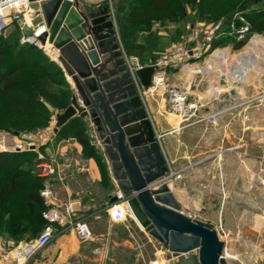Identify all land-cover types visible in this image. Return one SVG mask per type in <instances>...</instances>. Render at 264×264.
<instances>
[{
    "label": "crops",
    "instance_id": "crops-1",
    "mask_svg": "<svg viewBox=\"0 0 264 264\" xmlns=\"http://www.w3.org/2000/svg\"><path fill=\"white\" fill-rule=\"evenodd\" d=\"M30 6L31 11L25 14L24 19L35 29L43 22L34 14L37 3L31 2ZM213 71L209 73L210 77L217 75ZM193 72L194 67L186 70L185 75L189 80ZM178 74L174 69H167L163 75L165 87L154 88L155 92L150 91L144 102L164 159L161 166L167 169L164 181L180 205V211L186 216L213 224L225 236L221 240L226 248L233 249L239 240L245 246L250 236L242 231L246 226L243 211L251 213L252 205L264 203L261 172L264 118L257 119L251 115L245 89H236V96L234 94L230 99H225L221 97L226 93L224 90L218 96L207 93L219 87L215 79L214 82L210 78L213 83L208 82L207 89L199 91L187 85L183 75ZM177 76L183 82L172 83L171 80ZM66 78L70 82L69 77ZM174 84L187 91L190 101L200 103V107L192 110L190 115L182 117L170 110L166 87ZM211 113H216L214 122L208 117ZM88 131L103 157L111 189L107 188L97 160L84 156L82 146L76 140L57 142L55 133H43L41 142L34 149L41 159L40 163L45 165L39 167V171L46 176L44 185L54 194L53 206L73 202L74 211L65 215L66 225L55 235L62 245L60 258L78 249V245L73 243L77 236L75 222H85L90 227V235L94 233L91 227L94 220L102 216L110 204V198L119 191L102 144L97 140L91 124H88ZM171 172H175V175L168 176ZM176 174H180V177ZM253 215L249 216L247 222L249 228L262 223L260 218L256 219V214Z\"/></svg>",
    "mask_w": 264,
    "mask_h": 264
},
{
    "label": "water",
    "instance_id": "water-1",
    "mask_svg": "<svg viewBox=\"0 0 264 264\" xmlns=\"http://www.w3.org/2000/svg\"><path fill=\"white\" fill-rule=\"evenodd\" d=\"M29 1L37 3L34 14L43 22L39 43L58 51L57 63L74 87L70 104L55 113L54 130L74 116L94 127L130 215L167 249V264H228L215 226L180 211L162 181L167 169L161 166L157 135L125 63L109 4ZM19 24L24 35H32L33 25L24 18ZM154 71L153 65L135 70L142 87L150 86ZM220 84H225L223 78ZM234 94L230 89L221 97L230 99ZM116 200L114 193L109 202Z\"/></svg>",
    "mask_w": 264,
    "mask_h": 264
},
{
    "label": "rangeland",
    "instance_id": "rangeland-1",
    "mask_svg": "<svg viewBox=\"0 0 264 264\" xmlns=\"http://www.w3.org/2000/svg\"><path fill=\"white\" fill-rule=\"evenodd\" d=\"M83 1L93 6L95 5L99 6V4L105 3L98 0H83ZM115 1L116 0H111L112 8H110V12L114 21L115 30L120 47L123 50V52L127 54V56L129 57L135 56L140 61V56L142 54L136 51L127 52L121 43L119 31H118V24L114 11ZM197 1L198 0H195V3H197ZM195 3L193 4L192 7L190 3H188V5L186 6L189 16L182 23L167 22L165 24H162L159 20L152 22L151 30L157 32L160 36V45H159L160 49L159 52L155 54V59L153 60V62L150 64H153L158 59L166 56L168 49H170L174 45L181 43L184 40V37L186 36L185 25L187 22H193V23L202 22L203 24H205V26H209L215 24L219 20H224L223 16L230 12L236 11L234 12V15H240L241 14L240 11H245L250 17L249 18L250 22L252 23L254 22L255 24L257 23L258 29H264V0H200L202 6L204 8L209 9V11H206L205 13L206 15H204L202 19H196V17H194V14H196L195 12L196 10L194 9ZM11 20L12 19L10 18L5 20L6 24L1 30L0 37H4L8 35L9 31L13 29L14 26H10ZM180 26L183 32L181 35H179L180 38L174 39L173 36L175 34V30L177 29V27ZM252 35L255 36L260 35L264 40V30L263 31L261 30L260 32H255L250 36ZM250 36H248L247 42L238 49L235 47V45H233L232 41H227L226 42L227 45L225 46L217 45L213 47L211 51H209V54L207 53L201 59L193 60L192 65L194 67V72L191 80L187 78V76L183 71H178L177 69L175 70L178 71L179 73L178 75H183V79L185 78L187 85H191L194 87V89H197L199 91H205L207 89L208 82L213 83L211 81L213 77H215V80H217L218 77L217 75L210 77L208 75V72H205L204 70V67L206 66V62H208L207 58L213 52L212 50H214L215 48H219V49L228 48L229 51L231 52V55L235 56L236 54H242L245 53V51L247 52L246 49L247 46L249 45L250 47L253 46L255 48V51L253 50V48L249 47L251 51L249 50V53H247L244 56V63H247L249 65L252 63L251 64L252 66L254 63L256 65L257 63L261 62L262 65H257V67H253L252 68L253 70L251 69V71L248 73V77L245 79L237 80V78L236 79L230 78L228 79V81L239 83V85L234 84L233 87L235 90L238 89V91H242V89H245L246 91L244 92H248L249 110L251 111V115L258 119L260 117L264 118V101H262V99H264V41L263 43L261 42L259 44L257 43L254 44L252 38V43H251ZM26 43L30 44V42L23 41L22 36L16 39L14 43H12L8 48L5 49L4 56L1 59V69L9 68L10 71L22 81V85H28L34 82L35 76L32 73V69L34 67L33 61H35V59L39 57L37 51L32 50V48L26 46L25 45ZM33 44L37 48L41 49L42 52L45 53L48 57L55 60L56 62H59L57 61L58 53L56 51L54 52L55 56H50L48 51H45L46 48L43 47L40 43L33 42ZM259 56H261L260 60L258 58ZM213 57H214L213 60L211 61L209 60L210 63L208 65H210L209 68L214 69L215 71H218L222 67H226L227 69L229 66H231V68H235L236 66V63H234L232 60L229 61L230 65H228V64H223V62H221V60L217 58L216 55ZM43 63H45V61H43ZM140 63L144 65L141 61ZM41 67L42 66H39V68ZM50 75L52 76V74ZM163 75H165V73H163ZM52 78L54 79L56 78V76H52ZM67 81L69 82L68 79ZM179 81L180 82L182 81L181 79H179V76H177L175 80H171L172 83L175 82L176 84L179 83ZM70 82L69 85L72 88L71 79ZM153 82L154 81L152 78L149 87H142L140 85L142 91L141 98L143 102H145L147 94L150 91L155 92V89L159 87L153 84ZM164 85L165 84H163L160 87L163 88L165 87ZM220 86L222 87L221 89L224 90V92H229V88L226 84ZM53 87L57 91L60 92L65 91V89L62 87H58V86H53ZM237 93L238 92H236V94ZM24 95L25 94L20 93L18 91H10L8 93L9 97L10 96L24 97ZM15 113H16L15 111L10 110L7 96L0 91V121H4L7 115L14 116ZM55 113L57 112L52 113L46 126H43L39 129H35L33 131H26V132L24 131L21 132L19 135L29 134L31 135V138L34 140V142H36V144L39 145V143L41 142V138H39L38 135L43 133H55L54 130ZM41 166H45L44 163L38 164V167ZM41 173L42 171H39V174ZM162 180L164 181L166 179H162ZM45 205L47 207L53 206V204L48 205L47 203H45ZM15 207L20 209L19 204L15 205ZM106 210L99 219L94 220V226H91L94 229V233H92L91 235L89 234L85 238L79 237L76 234L77 236L75 238V241H73V243L78 245V249L75 250L74 253H71L68 256H64V258H60V250L62 245L54 237L53 240L49 243V245L43 248L42 250H40L27 264H165L166 263L165 252L167 251V249L164 248L162 244L156 241L152 236H150L138 224L137 225L139 227L136 226V221L134 220V218H132L131 215L128 216L127 219L123 222L114 223L110 221ZM240 214H242V212ZM253 214H256V219L260 218V221H262V223L258 227L249 228L247 227V222L249 220V216H254ZM242 216H243V222L246 225L244 226L242 231L244 234H248L250 236L249 243L243 246L239 240L238 242H236V245L233 249L226 248L224 246L222 254L225 256L228 264H264V203H262L261 205L259 204L252 205L251 213L247 211H243ZM19 219L18 217L13 219V222L11 223L13 229L11 230L9 229V232L8 230H5L4 223L3 225H1L0 241L2 243L4 244L17 243L23 238L29 237L28 233L33 231L34 228L33 226L34 220L27 219L26 222L25 220H21L27 223L28 225L27 227H25L26 232L24 231L22 233H19L17 231L18 227L25 225V223L24 224L21 223ZM89 228L90 227H88V229ZM219 234H220V239L225 237L223 236L222 233L219 232ZM229 236L230 235H228L227 237Z\"/></svg>",
    "mask_w": 264,
    "mask_h": 264
},
{
    "label": "trees",
    "instance_id": "trees-1",
    "mask_svg": "<svg viewBox=\"0 0 264 264\" xmlns=\"http://www.w3.org/2000/svg\"><path fill=\"white\" fill-rule=\"evenodd\" d=\"M198 1L195 3V0H116L114 11L124 49L127 52L136 51L142 54L140 61L144 65H149L160 49V36L151 30L152 22L156 20L162 24L184 22L189 16L186 7L188 3L191 7L195 3L194 17L202 19L209 9L204 8L200 0ZM234 12L223 16L225 33L212 41V48L217 45L225 46L227 41H232L238 49L247 42L248 36L264 30L258 29L257 23L250 22V17L245 11H240L250 27L243 39H237L236 34L231 33L230 23L235 21L236 27H239L242 22L234 20ZM10 24L14 26L13 29L8 35L0 37V91L7 96L10 110L16 113L14 116L7 115L4 121H0V130L10 134H20L46 126L53 112H62L70 104L73 91L61 66L33 43L25 44L39 54V57L33 61L32 73L35 76L33 83L22 85V81L9 68L1 69V59L5 49L23 34L18 20L12 19ZM182 32L181 26L177 27L174 39L180 38L179 35ZM39 66L42 67L39 68ZM50 74L56 78L53 79ZM53 86L62 87L65 91H57ZM10 91H18L25 95L24 97H9ZM45 103L50 104L53 111H50ZM69 139L76 140L82 146L84 156L94 157L97 160L107 188L111 189L103 157L93 143L88 124L83 118L74 116L55 130L57 142ZM40 162L41 159L34 150L0 151V227L4 223L5 230L8 232L9 229H13L11 223L17 217L23 224L27 219L34 220L33 231L28 233L30 238L39 235L47 225L42 213L48 207L40 194L46 176L39 174L38 164ZM17 204L20 209L15 207ZM27 225L25 223L18 227L17 231L26 232ZM54 227L56 231L61 229L59 224H54Z\"/></svg>",
    "mask_w": 264,
    "mask_h": 264
},
{
    "label": "built area",
    "instance_id": "built-area-1",
    "mask_svg": "<svg viewBox=\"0 0 264 264\" xmlns=\"http://www.w3.org/2000/svg\"><path fill=\"white\" fill-rule=\"evenodd\" d=\"M109 4L112 8L111 0H98ZM31 2L29 0H0V33L6 24V19H15L20 21L24 18L26 13L31 11ZM234 20H239L242 24L236 27L235 21L230 23L231 33H235L237 39H243L249 31V23L242 14L234 15ZM223 20H219L213 25L205 26L202 22H187L185 25L186 36L184 40L168 49L166 56L155 61L153 65L155 71L153 73V84L162 86L164 84L163 73L166 69H177L183 71V68L192 65L193 60L201 59L209 51H211V43L213 40L219 38L225 33L223 30ZM22 29V28H21ZM42 32L40 28H35L32 35H22V40L30 43L38 42L37 36ZM253 36V35H252ZM250 36V37H252ZM32 38V40H31ZM219 48L212 50L214 53ZM123 52V50H122ZM211 53V54H212ZM125 63L130 71L136 89L142 97L140 83L135 75V70L144 66L140 63L139 59L135 56H127L123 52ZM156 80V83H155ZM221 80V79H220ZM168 95V106L170 110L175 111L182 117L190 115L192 110L200 107V103L190 101L188 93L185 89L180 88L178 85L166 87ZM216 113L208 115L212 122L215 121ZM55 128V125H54ZM39 138L42 135H38ZM37 144L29 134H10L0 130V151H24L34 150ZM264 180V159L261 169ZM175 175L171 172L168 176ZM180 177V174H176ZM163 177L162 179H164ZM41 196L44 198L45 203L52 204L54 194L48 186H44L40 191ZM115 195L117 200L107 206V214L110 221L117 223L123 222L130 216L127 206V200L120 191H116ZM53 198V199H52ZM74 211L73 202L68 201L60 204V206H49L43 211L42 216L47 221V225L34 238L26 237L17 243L4 244L0 241V264H27L40 250L47 247L55 237L56 231L54 224H59L61 228L66 225L65 215H70ZM74 229L79 237L85 238L90 234V231L83 221H76ZM61 230V229H60Z\"/></svg>",
    "mask_w": 264,
    "mask_h": 264
},
{
    "label": "bare ground",
    "instance_id": "bare-ground-1",
    "mask_svg": "<svg viewBox=\"0 0 264 264\" xmlns=\"http://www.w3.org/2000/svg\"><path fill=\"white\" fill-rule=\"evenodd\" d=\"M25 16V15H24ZM24 21H26V19H24ZM27 22V21H26ZM28 24H30L29 22H27ZM38 28H40L42 31H43V26H40V27H38ZM42 33V32H41ZM40 33V34H41ZM39 34V35H40ZM255 35H253L252 37H251V43H252V38H253V43L254 44H259V43H263V38L260 36V35H256L255 37H254ZM31 40H32V38H31ZM37 41H38V39H37ZM37 43H39V41L37 42ZM250 43V44H251ZM261 45V44H260ZM43 47H45L46 48V50H45V48H44V50L45 51H48V53H49V55L50 56H55V54H54V52L56 51V52H58L57 50H55V49H53L51 46V44H48V43H46L45 45H42ZM51 48H50V47ZM250 45L249 46H247L246 47V49H247V52L245 51V53H242V54H236L235 56H232L231 55V52L229 51V49L228 48H223V49H219V50H216L214 53H212L208 58H207V60H208V62H206V66L204 67V70H205V72H208V75L210 76V74L209 73H214V71H213V69H211V68H209V66L210 65H208L209 63H210V61L211 60H213V56H215L216 55V57L217 58H219L220 60H221V62H223V64H228V65H230L229 64V61H233L234 63H236V66H235V68H231V66H229L227 69H226V67H222V68H220L218 71H216L217 72V80H215L218 84H219V87L218 88H215L214 90H212V89H210L209 91H208V94L210 93V95L211 94H214V95H216V96H218L219 94H221V92H222V87L220 86L221 84H220V79L221 78H223V80L225 81V84L228 86V88H229V90L230 89H234V83L235 82H232V81H228V79H230V78H232V79H236L237 78V80H241V79H245V78H247L248 77V73L251 71V69L253 68V67H257V65H261V62L260 63H257L256 65H255V63L251 66V64L249 65V64H247V63H244V56L247 54V53H249V50L251 51V49L250 48H253V50L255 51V48L253 47V46H251L250 48ZM257 47V46H256ZM260 47V46H259ZM55 50V51H54ZM258 50V49H257ZM256 50V51H257ZM219 52V53H218ZM260 55V54H259ZM258 56V55H257ZM259 58V60L261 59V56H259L258 57ZM247 59V58H246ZM210 60V61H209ZM238 65V66H237ZM251 66V67H250ZM191 67H193V65H189V66H186V67H184L183 68V72L184 73H186V70H188V69H190ZM253 70V69H252ZM215 75V74H214ZM213 79H215V77L213 78ZM215 84V83H214ZM224 84V85H225ZM211 87V86H210ZM213 87V86H212ZM220 89V90H219ZM219 90V91H218ZM234 91L236 92V90L234 89ZM218 92V93H217ZM220 92V93H219ZM207 94V93H206ZM205 94V95H206ZM234 96V95H233ZM165 264H167V262L165 263Z\"/></svg>",
    "mask_w": 264,
    "mask_h": 264
}]
</instances>
